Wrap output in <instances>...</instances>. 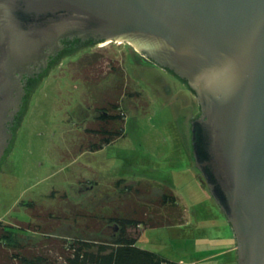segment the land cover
I'll use <instances>...</instances> for the list:
<instances>
[{
	"label": "water",
	"instance_id": "95a60500",
	"mask_svg": "<svg viewBox=\"0 0 264 264\" xmlns=\"http://www.w3.org/2000/svg\"><path fill=\"white\" fill-rule=\"evenodd\" d=\"M75 40L129 42L186 82L200 177L237 263L264 264V0H0V165L37 81Z\"/></svg>",
	"mask_w": 264,
	"mask_h": 264
},
{
	"label": "rangeland",
	"instance_id": "374dc122",
	"mask_svg": "<svg viewBox=\"0 0 264 264\" xmlns=\"http://www.w3.org/2000/svg\"><path fill=\"white\" fill-rule=\"evenodd\" d=\"M135 51L145 56L126 41L88 43L64 53L37 81L9 154L12 169L0 173V220L26 224L32 219V208L24 202L35 200L42 213L60 216L51 221L53 235L90 237L100 234V230L74 224L73 210L109 213L118 208L123 212L131 200H136L142 204L139 214L147 211L143 225L128 227L138 245L186 264L230 260L233 250H223L221 244L223 240L231 241V232L219 208L211 204L210 209L205 202L211 200L195 178L194 169H186L192 151L190 120L199 108L195 106L191 113L187 107L182 109L178 100L173 105L165 102L174 100L164 90L168 80L152 75L155 85L150 88L147 68L144 71L142 64L132 63ZM103 80L111 88L101 87ZM103 90L109 94L107 98L121 96L127 114H134L126 121L125 133L116 143L118 148H109L115 156L121 155L122 164L115 156L107 162L105 150L94 155L83 152L89 140L84 131L88 119L83 117L85 113H74L73 108L92 106V95H100ZM92 109L85 110L89 117ZM140 172L144 174L136 176ZM170 172L176 183L181 178L183 190L172 182ZM170 190L178 203L175 207L170 203L160 205L158 199ZM171 215L174 220L169 219ZM211 216L217 226L209 227V236L202 237L204 225H200V218L210 221ZM105 227L108 234L115 231L112 225ZM32 234L34 240L43 237L41 233ZM204 239L215 246L208 248Z\"/></svg>",
	"mask_w": 264,
	"mask_h": 264
},
{
	"label": "trees",
	"instance_id": "16d2710c",
	"mask_svg": "<svg viewBox=\"0 0 264 264\" xmlns=\"http://www.w3.org/2000/svg\"><path fill=\"white\" fill-rule=\"evenodd\" d=\"M72 49H73L72 47H69L65 49L64 53ZM133 62H138L139 64H142L144 71L146 70L147 65L160 67L154 61L150 60L146 56H142L137 51H135V56L134 58H132V63ZM174 75L179 77L176 74ZM150 83H151L150 88H153L155 82L150 81ZM184 92L188 96H193L192 92H189L187 90H185ZM185 106L187 105L182 106V104H180V107L182 109ZM179 110L181 112L180 108ZM183 113H185V109ZM109 140L110 138H106L104 139V142H108ZM98 147L99 144L97 148ZM83 152L84 153L86 152L87 154L90 155H94V153L90 151H83ZM186 153L188 154L187 146H186ZM104 156L107 162H108V158L110 159L112 157V155H110L109 153ZM127 157L130 158L131 156L127 155ZM117 158L119 159L120 162L118 164H122L123 161L121 155L117 156ZM190 158L191 161L189 160L188 163L189 165H187L186 169L188 170L189 166L190 168L194 169L195 178L198 179L200 184L203 186L206 197L211 200V202H208L206 201L207 200L206 199L205 202H207L209 208L211 207V204L219 208L220 214L223 216L225 220V226L229 228L232 235L231 241L223 240L224 243L221 244V247L223 250L232 249L234 252V256L230 260H227V258L224 257L225 261L221 260L223 262H220L218 264H238L236 243H235L232 227L228 222L225 214L222 212L220 205L216 202L213 195L211 194L208 185L206 184V182H204L201 179L200 177L201 171L195 165V160L193 158L192 151ZM152 161L153 160H151V162ZM9 167L10 165H8V163L5 162L4 165H2L3 169L0 171V173L4 172L5 168L9 169ZM144 167H141L140 170L143 169ZM197 173H198V177H197ZM141 174L144 173L140 172V174L138 175ZM169 174H171V172ZM171 178L175 186L178 188L181 187L180 189H182L184 183L182 182L181 178L177 179L178 181L177 183L173 173L171 174ZM202 183H205V185H203ZM177 200L178 198L176 194L170 190V193L164 192L161 198L158 199L157 202H159L160 205L165 203L166 204L170 203L172 207H175L176 204L178 203ZM24 203L28 204V206H31L30 208H32L31 210L32 219L25 221L26 224H21V225L20 224L18 225L16 223L11 224V223H5L2 220H0V264H186L179 261L171 260L163 256L159 252L138 245L136 242L137 237L129 234L128 227L143 225V223L146 222L145 214L147 211H144L145 205H143V211H144L142 212L143 214H139L141 212L142 204L140 202H137L136 200H131V202H129L130 204L128 206V209L127 208L125 210L122 209L123 212L118 208L113 209V211L109 213L102 210H99L97 213H89L86 210H82V209L73 210L74 215L72 217V221L74 224L76 223L81 224L83 225L84 228L90 230H95V231L100 230L101 233L90 237L88 236L85 237L80 235H74V236L69 235V236H62L60 238L53 235L52 230L54 228L51 225V221L54 219L55 220L59 219L60 216L51 213L48 214L42 213L40 208L36 206L35 200H29ZM132 203L135 204L133 205ZM158 208L159 207H157V209ZM213 215L215 216V213H213ZM219 216L220 215L216 216L215 218H218ZM170 218L172 220L175 219V217H173L172 215L169 217V219ZM203 218L202 219L200 218V221H202L200 225H204L202 229L204 230L203 232L204 235L202 234V237H208L209 235L207 231L209 230V227H212V229H214V227L216 228L217 225H214V223L212 222L214 220L212 216L209 217L211 219L210 221L207 219V217H203ZM49 222L50 224H48ZM107 225H112L115 231H112L110 234L106 233L105 226ZM196 225L197 222L195 223V225H192L193 228H196ZM151 226L153 227L155 226V224L152 223ZM32 233H41L43 237H41L38 240L37 239L34 240L33 239L34 235ZM203 243L206 246H208V248L210 249L215 246V245L211 246L209 242H207L205 239L203 240ZM217 261H219V259ZM189 264H197V263H189Z\"/></svg>",
	"mask_w": 264,
	"mask_h": 264
},
{
	"label": "flooded vegetation",
	"instance_id": "af4514ba",
	"mask_svg": "<svg viewBox=\"0 0 264 264\" xmlns=\"http://www.w3.org/2000/svg\"><path fill=\"white\" fill-rule=\"evenodd\" d=\"M81 45H86V44L81 43L79 40H75V41L68 42L67 48L69 47L75 48ZM146 68L149 74V78L147 79L149 80V82L150 81L155 82L154 76L152 75H156V74L159 75V77L161 76L162 78L164 77V79L168 80V84L164 86V90L167 93V95H169L170 97H173L174 100L169 99L168 101H165V102H168L170 105L171 104L173 105V102L178 100L180 101L178 105L180 104H182V106L187 105L185 106L187 107L186 111L187 109H189V112L191 113L194 112L195 106L196 107L198 106L199 108V104H198L195 94L191 91V89L188 87L186 82H184L179 77L175 76L174 73H172V71L170 72V70L164 67L161 68V66L157 67L153 65H150V66L147 65ZM106 81H109V80H106ZM104 82H105L104 80L100 82L101 87H103L104 89L108 87L111 88L110 87L111 84L106 85ZM111 82L113 85L114 84L113 81ZM111 82H108V83H111ZM185 90L192 92L193 96L186 95L184 92ZM102 92H105V91L104 90L100 91V95L98 94L92 95L91 100H94L93 104H91L92 106L87 105L85 106V108L79 109L82 106L81 104L79 105V108H76L74 106L73 111L77 115L78 114L81 115L85 113V115L83 114V117L85 116L88 119L87 121H85L84 131L87 132V134H89L87 135L89 136V140H88L86 148H84L85 150L83 149V151H90L94 154H97L98 152L105 150L106 152H104V154L109 153L110 155L115 156L113 152L110 151L109 148L111 146H115L116 149L118 148L116 143L119 139L123 137L125 133L126 121L127 119H129L128 118L129 116L133 117L134 114L132 113L127 114L126 107L124 106V103L122 101L123 98L122 99L120 98L121 96L117 95L115 99L113 98L111 99V98H107L108 97L107 95H109L107 91L105 92L107 94H104ZM189 105L190 106L193 105V107H188ZM174 106L178 108V106H176L175 104ZM91 109L93 113H92V116L89 117L86 114L87 112H85V110L90 111ZM178 111H180L179 108H178ZM196 113L197 112H194L193 116ZM17 121H15L13 125V128L15 129V131L18 128ZM106 138H110V140L108 142H104V139ZM98 144H99V147L97 148ZM11 148L9 149L6 156H4L1 162L0 171L3 169L2 165H4L5 162L9 164V160H10L9 154H10ZM117 155L118 153L116 154V158H117ZM136 176H139V175H136ZM133 180L137 182L138 179L137 177H134Z\"/></svg>",
	"mask_w": 264,
	"mask_h": 264
},
{
	"label": "bare ground",
	"instance_id": "6f19581e",
	"mask_svg": "<svg viewBox=\"0 0 264 264\" xmlns=\"http://www.w3.org/2000/svg\"><path fill=\"white\" fill-rule=\"evenodd\" d=\"M103 43H107V41L106 42H103Z\"/></svg>",
	"mask_w": 264,
	"mask_h": 264
}]
</instances>
